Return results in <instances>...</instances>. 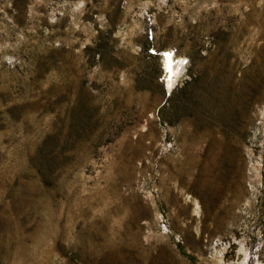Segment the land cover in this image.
Here are the masks:
<instances>
[{"label": "rangeland", "instance_id": "obj_1", "mask_svg": "<svg viewBox=\"0 0 264 264\" xmlns=\"http://www.w3.org/2000/svg\"><path fill=\"white\" fill-rule=\"evenodd\" d=\"M0 264H264V0H0Z\"/></svg>", "mask_w": 264, "mask_h": 264}, {"label": "bare ground", "instance_id": "obj_2", "mask_svg": "<svg viewBox=\"0 0 264 264\" xmlns=\"http://www.w3.org/2000/svg\"><path fill=\"white\" fill-rule=\"evenodd\" d=\"M202 176V175H201ZM204 193V192H203ZM199 230V229H198ZM202 234V233H201Z\"/></svg>", "mask_w": 264, "mask_h": 264}]
</instances>
